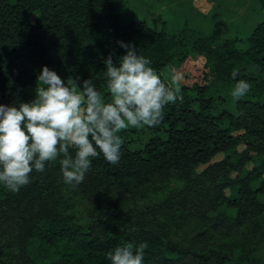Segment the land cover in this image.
<instances>
[{"label":"trees","instance_id":"obj_1","mask_svg":"<svg viewBox=\"0 0 264 264\" xmlns=\"http://www.w3.org/2000/svg\"><path fill=\"white\" fill-rule=\"evenodd\" d=\"M121 1L0 0V264H264V19Z\"/></svg>","mask_w":264,"mask_h":264},{"label":"rangeland","instance_id":"obj_2","mask_svg":"<svg viewBox=\"0 0 264 264\" xmlns=\"http://www.w3.org/2000/svg\"><path fill=\"white\" fill-rule=\"evenodd\" d=\"M154 0H145L144 3L143 0H122L119 3V10L121 12H128V15L134 16L136 18H144L146 19L154 28H159L157 25L156 19L154 17V13L151 9V2ZM208 2L211 3V5H218L217 10L212 12V14H209L207 17H200L199 14L194 17L195 19H189L188 25L198 28V30H201L202 32L209 33V32H217L220 28V21L223 19H226L228 17V14H237L241 17V25H235L237 29H239L240 33L243 36H247L251 29L262 19H264V0H209ZM200 17V18H199ZM197 65V60L190 59L186 63V71L181 72L180 66L175 65L172 68L167 69V74L170 76L173 75V77H176L178 79H183L185 77L189 78V82L194 81V74L197 73L195 70L190 72V69L193 68V66ZM197 77H201L200 74ZM39 96L42 98H45L49 100V102H55V98L58 99L60 97V93L62 91V88H51V89H39ZM59 100V99H58ZM87 101V102H94L97 104H100V96H86L84 95V89L82 87H72L68 88L66 97L60 102L59 108L60 111H66L68 112L69 108L72 105L78 104L81 101ZM119 128H128L130 127V123L127 121H123L119 124ZM219 156L216 157L218 159ZM226 194L229 195L230 190H225ZM230 212L226 208L222 207L218 209L217 212ZM201 224L198 223L195 220H191L188 224L184 225L180 231L181 233H185L188 230H197L200 229ZM179 231V232H180ZM178 237V236H177ZM36 252L33 249H30V254L34 255Z\"/></svg>","mask_w":264,"mask_h":264},{"label":"crops","instance_id":"obj_3","mask_svg":"<svg viewBox=\"0 0 264 264\" xmlns=\"http://www.w3.org/2000/svg\"><path fill=\"white\" fill-rule=\"evenodd\" d=\"M209 1V0H206V2Z\"/></svg>","mask_w":264,"mask_h":264}]
</instances>
